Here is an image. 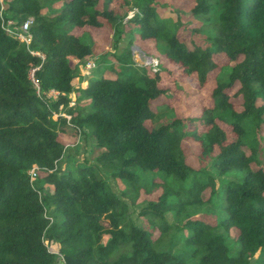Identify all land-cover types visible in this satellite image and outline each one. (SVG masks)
<instances>
[{
	"label": "trees",
	"instance_id": "obj_1",
	"mask_svg": "<svg viewBox=\"0 0 264 264\" xmlns=\"http://www.w3.org/2000/svg\"><path fill=\"white\" fill-rule=\"evenodd\" d=\"M162 1L138 0L125 21L130 0H0V264H264V0H190L198 26L166 16ZM30 17V45L2 27ZM127 22L132 40L154 41L142 49L155 50L159 68L133 67L129 49L116 54L126 68L76 88L80 66L101 50L90 29L121 37ZM178 76L202 89L215 81L209 101L196 102L195 116L159 123L158 101ZM78 134L88 154L71 155L62 170ZM187 138L198 144L196 161ZM105 173L124 181L121 194ZM143 187L163 189L137 224L129 211ZM205 204L225 216L176 221Z\"/></svg>",
	"mask_w": 264,
	"mask_h": 264
},
{
	"label": "rangeland",
	"instance_id": "obj_2",
	"mask_svg": "<svg viewBox=\"0 0 264 264\" xmlns=\"http://www.w3.org/2000/svg\"><path fill=\"white\" fill-rule=\"evenodd\" d=\"M104 2L102 3V6H104L105 4V0H103ZM138 0H130V5H129V9L130 12L128 13L127 17L125 18V21L128 20V18H130L134 13H136L137 11V7H136V2ZM190 0H170L169 3L166 2V0H163L161 3L163 5H165V9L162 13H164L166 16L169 15H173L174 17L178 14L181 16L182 19L188 21V19H191L192 17L189 15L190 14V10L189 8H187L185 5H187V2H189ZM117 3L114 2L112 3V7H117ZM172 9H174V12H172ZM163 10V9H162ZM193 19V18H192ZM194 23L190 24V26H195V25H199V21L193 19ZM133 26V24L127 22V24L124 25V30L122 33V36L120 37L119 35H114L112 28L105 26L102 28H91V32H92V36L94 38V40L96 41L97 46L101 45L100 48L101 50H99L98 54L96 56L91 57L88 62L90 60H94L96 61L95 65L88 66L86 62L85 65L80 66L79 70H78V79L75 82V87H87L88 85V81L89 79H93V78H99L102 77L103 75H107V76H115L117 74V70H120L122 67V65L126 68V65L123 63V60L119 59L117 57L116 54H125L127 52V50L131 49L132 52V58H133V67L134 66H138V67H146L148 68V70H152L156 71V69L159 68V65H150V63L155 64V62H158L160 64L159 58L156 57L155 55V50L151 49L148 51H144L142 49L143 47H148L149 44L152 46L154 45V41H142L140 38H136L134 37V41L132 40V29L131 27ZM182 33H184V35L186 36L185 39L189 42V37H188V32H189V27L185 28V26L183 28H181ZM195 37V36H194ZM99 43V45H98ZM217 61L219 63H224L227 62V58L225 57V59L221 56H217L216 57ZM81 64V63H80ZM169 64H167L168 66ZM111 66H114V68H112ZM170 68H173V66L169 65ZM137 68V67H136ZM156 68V69H154ZM123 69V68H122ZM228 69V67L226 68ZM34 77V75H33ZM178 80H180V82L177 83V85L175 83H173V81L171 79H168V82L166 83V85L168 87H170L171 92L170 94L164 95L162 96V98L158 101V111L160 110L159 114H158V122L159 123H167L169 121H171L174 117L175 114L179 113H183V114H188L191 116H195L197 114H199L200 109L197 106V101L199 104V101L201 100V97L204 101H209V95L211 90L213 89L214 83L215 81H212L213 84L212 85H208L205 88H200L195 81H192V78L188 77V78H183L181 76H178ZM183 80V81H181ZM194 80V79H193ZM55 95V94H53ZM202 95V96H201ZM205 97V98H204ZM73 101L75 99V95H72ZM75 102V101H74ZM170 103L173 106L176 107L177 111L176 112H171L169 110H167L164 106L163 103ZM156 106V105H155ZM85 135H81L78 134L74 140L73 143H69V145H73L72 147V151L68 154H65V158L62 160L60 166L62 168V170H64L65 168H67V163H68V158L71 155H74L76 158L83 160L84 155L88 154V150L86 152H84L83 146L84 148H88L89 147V141L85 142L84 139ZM258 138L260 140V149H262V151H264V131L260 132L258 135ZM82 139V145L80 148H78L76 145L77 142L80 143ZM76 144V145H75ZM183 146L185 148V151L187 154H189V159L191 161H196L195 158L198 157L199 155V150H198V144L196 142H194L192 139H185L183 141ZM264 153V152H263ZM88 157V156H87ZM89 158V157H88ZM198 161V160H197ZM196 163V162H195ZM76 165L75 162L71 163V167L74 168V166ZM106 174V173H105ZM107 179L109 180V182L111 183V185L113 186V189L118 192V194H121V188L124 187L122 185V183H124L123 180H117L114 179L112 176H109L106 174ZM145 178H162V175L160 173H146L144 174ZM120 181V182H118ZM163 188H158L155 189V191H153L152 193H148V188L143 187L141 189L140 192V196L139 199L137 201V203L135 205H131L130 206V214L133 218V220L137 223V224H143L146 220V216L140 215V211L143 207L147 206L148 201L150 198H155L157 199L159 197V193ZM123 192V191H122ZM208 212V214H206ZM210 212V213H209ZM219 212L218 215H215L214 213ZM167 215L171 218L172 222H175V217L173 216V213H167ZM201 216L204 219L211 221V222H216L218 220L219 217L221 216H225V213L222 212L220 209L218 210L216 208L215 205L213 204H205L201 207H192L189 210V214L188 213H182L180 216V220H176L178 223H182L183 220L187 219L190 216ZM230 244L233 245L234 248H236L235 244H233L232 240L229 239L228 240ZM47 243V242H46ZM50 245V249L56 250L59 249V243L58 242H54L53 244L49 243Z\"/></svg>",
	"mask_w": 264,
	"mask_h": 264
},
{
	"label": "built area",
	"instance_id": "obj_3",
	"mask_svg": "<svg viewBox=\"0 0 264 264\" xmlns=\"http://www.w3.org/2000/svg\"><path fill=\"white\" fill-rule=\"evenodd\" d=\"M33 22H34V18L33 17L28 18L23 23H18L16 20H13V19H9V20L3 19L2 20V27L6 30L7 33H9V34H11V35L19 38L21 41H24L25 43H27L28 45H30L31 42H32V40H33V35H32V32H31V29H30L31 26H32V24H33ZM31 52L33 54L40 55V56H42L44 58V56L42 54H40L39 52H34V51H31ZM91 64L92 65H95L96 64L95 60H90L87 63L88 66H91ZM150 65H152V66L159 65V63L158 62H155V64L150 63ZM154 69H156V68H154ZM34 71H35V69H33V71H32V78H33V81L35 83H37L36 80L33 77ZM53 94H55L54 96H56L58 93L52 91L50 93V95H53ZM72 105H75V102L73 100L70 102V106H72ZM62 114L65 115L68 119H70V115L65 114V113H62ZM40 170H41V168L38 165H36V164L30 169L29 175H30V180L32 182L34 180H36V178L39 176ZM50 218L53 221V218L52 217H50ZM46 242H47L46 244L49 246V249H50L49 243L53 244L54 241L53 240H51V241L47 240ZM59 246H60V244H59ZM50 250L52 252L57 253V254L60 255V248L59 249H56V250H53V249H50Z\"/></svg>",
	"mask_w": 264,
	"mask_h": 264
}]
</instances>
